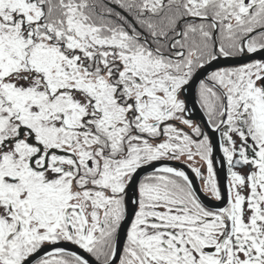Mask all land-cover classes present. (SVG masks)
I'll list each match as a JSON object with an SVG mask.
<instances>
[{"label":"snow or ice","instance_id":"1","mask_svg":"<svg viewBox=\"0 0 264 264\" xmlns=\"http://www.w3.org/2000/svg\"><path fill=\"white\" fill-rule=\"evenodd\" d=\"M0 264H264V0H0Z\"/></svg>","mask_w":264,"mask_h":264},{"label":"water","instance_id":"2","mask_svg":"<svg viewBox=\"0 0 264 264\" xmlns=\"http://www.w3.org/2000/svg\"><path fill=\"white\" fill-rule=\"evenodd\" d=\"M195 85L196 83L194 82L191 86H190V92H189V109L192 108H197L198 104H195ZM201 116V115H200ZM176 166H182L179 164V162H176ZM194 183H197L199 185L198 180H194ZM68 247H72L71 245H68ZM77 251H80L79 249H76Z\"/></svg>","mask_w":264,"mask_h":264},{"label":"flooded vegetation","instance_id":"3","mask_svg":"<svg viewBox=\"0 0 264 264\" xmlns=\"http://www.w3.org/2000/svg\"><path fill=\"white\" fill-rule=\"evenodd\" d=\"M195 89H196V85H195ZM201 115V116H200ZM189 116L196 121L197 123H202L204 124V127L207 129V124L204 123V116L202 114V112L199 110V106H197V108H192L190 109L189 112ZM218 135V134H217ZM219 159V157H217V160ZM200 183V182H199Z\"/></svg>","mask_w":264,"mask_h":264}]
</instances>
